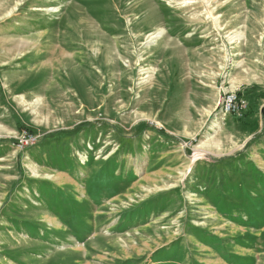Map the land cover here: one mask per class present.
I'll return each mask as SVG.
<instances>
[{
  "label": "rangeland",
  "instance_id": "rangeland-1",
  "mask_svg": "<svg viewBox=\"0 0 264 264\" xmlns=\"http://www.w3.org/2000/svg\"><path fill=\"white\" fill-rule=\"evenodd\" d=\"M0 264H264V0H0Z\"/></svg>",
  "mask_w": 264,
  "mask_h": 264
},
{
  "label": "built area",
  "instance_id": "built-area-1",
  "mask_svg": "<svg viewBox=\"0 0 264 264\" xmlns=\"http://www.w3.org/2000/svg\"><path fill=\"white\" fill-rule=\"evenodd\" d=\"M219 104L223 115L241 116L242 112L246 110L245 103L235 93L231 92L222 95ZM25 144H28V142H25Z\"/></svg>",
  "mask_w": 264,
  "mask_h": 264
},
{
  "label": "bare ground",
  "instance_id": "bare-ground-1",
  "mask_svg": "<svg viewBox=\"0 0 264 264\" xmlns=\"http://www.w3.org/2000/svg\"><path fill=\"white\" fill-rule=\"evenodd\" d=\"M208 3V2H207ZM18 7V6H17ZM208 7V6H207ZM211 7V6H210ZM210 9V8H209ZM38 10H40V11H43V9H38ZM213 10V9H212ZM46 12H51V11H54V12H56L57 11V9L56 8H54V9H46L45 10ZM12 12H13V10H12ZM13 15V13H7V16H12ZM212 18V17H211ZM214 21H215V23H218V21H217V18H213L212 19V22H213V24H214ZM156 32L154 31V33H152V34H150V35H148V37H147V40H149L150 39V41H152L153 39H155V38H157V37H159V35H160V33H156ZM164 34V33H163ZM165 34H166V32H165ZM236 38H238V39H241L242 38V36L241 35H235V37H232V40H234V39H236ZM243 39H245V38H243ZM161 40V39H160ZM154 42H156V41H154ZM146 44V43H145ZM144 44V45H145ZM38 101V100H37ZM38 103V102H37ZM79 224V223H78ZM84 224V223H83ZM66 225V224H65ZM81 226V225H80ZM83 226V225H82ZM86 226V225H85ZM84 226V227H85ZM73 227H76V226H73ZM84 227H82V229L84 228ZM66 228H67V230L69 229L68 228V226L66 225ZM72 228V227H71ZM98 238V237H97ZM96 238V236L94 237V243H93V245L94 246H97V241H98V239ZM76 240V239H75ZM90 241V240H89ZM92 241V240H91ZM101 242V241H100ZM112 241H108V242H106V244L108 245V247H110V249H111V247L112 246H114V245H112V243H111ZM86 244H84V248L86 249ZM97 248V247H96ZM71 256H73V255H75L74 253H71L70 254Z\"/></svg>",
  "mask_w": 264,
  "mask_h": 264
},
{
  "label": "crops",
  "instance_id": "crops-1",
  "mask_svg": "<svg viewBox=\"0 0 264 264\" xmlns=\"http://www.w3.org/2000/svg\"><path fill=\"white\" fill-rule=\"evenodd\" d=\"M145 127H147L149 130H151L152 132H157L156 131V129H154V128H152V127H149L148 125H146ZM69 178H71L70 176H69ZM61 189H63V188H61ZM63 190H65V189H63ZM65 192H66V190H65Z\"/></svg>",
  "mask_w": 264,
  "mask_h": 264
}]
</instances>
